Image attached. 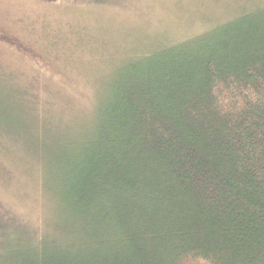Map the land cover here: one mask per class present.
<instances>
[{"label":"trees","instance_id":"obj_1","mask_svg":"<svg viewBox=\"0 0 264 264\" xmlns=\"http://www.w3.org/2000/svg\"><path fill=\"white\" fill-rule=\"evenodd\" d=\"M90 127L2 264H264V3L132 60Z\"/></svg>","mask_w":264,"mask_h":264},{"label":"rangeland","instance_id":"obj_2","mask_svg":"<svg viewBox=\"0 0 264 264\" xmlns=\"http://www.w3.org/2000/svg\"><path fill=\"white\" fill-rule=\"evenodd\" d=\"M260 3L0 0V264L8 225L55 231V155L89 131L132 60Z\"/></svg>","mask_w":264,"mask_h":264}]
</instances>
